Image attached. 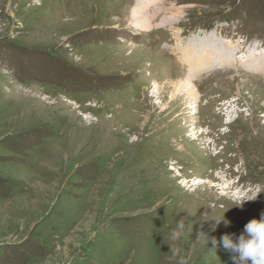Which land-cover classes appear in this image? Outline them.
I'll return each mask as SVG.
<instances>
[{"label": "rangeland", "instance_id": "1", "mask_svg": "<svg viewBox=\"0 0 264 264\" xmlns=\"http://www.w3.org/2000/svg\"><path fill=\"white\" fill-rule=\"evenodd\" d=\"M253 62L264 0H0V264H233L198 234L264 212Z\"/></svg>", "mask_w": 264, "mask_h": 264}, {"label": "clouds", "instance_id": "2", "mask_svg": "<svg viewBox=\"0 0 264 264\" xmlns=\"http://www.w3.org/2000/svg\"><path fill=\"white\" fill-rule=\"evenodd\" d=\"M261 191H256L250 196L237 194L233 197L237 201L235 207H243L245 201L255 200ZM214 221L210 224L211 231H215L221 222L225 227L229 226L230 222L223 218L210 219ZM185 228L183 220L178 223V231L173 233V238H178ZM207 237L206 244L209 242L215 252L217 247H222L226 252L230 253L233 264H264V212H261L259 219H252L244 225L243 231L238 235L235 233L224 234L219 238V241L214 236H209L204 232H200Z\"/></svg>", "mask_w": 264, "mask_h": 264}, {"label": "bare ground", "instance_id": "3", "mask_svg": "<svg viewBox=\"0 0 264 264\" xmlns=\"http://www.w3.org/2000/svg\"><path fill=\"white\" fill-rule=\"evenodd\" d=\"M80 1V0H79ZM140 2V1H139ZM142 3V2H141ZM77 6H79V7H83V5L80 3V2H78V5ZM142 6V5H141ZM163 7V6H162ZM136 12V11H135ZM136 16V15H135ZM139 16V15H138ZM136 21H137V26L139 27V28H141V27H147V26H150V25H147V23L145 22V24L144 23H141L140 21H138V18L137 19H135ZM164 20V19H163ZM199 40V38H197V41ZM191 42V41H190ZM197 43V42H196ZM202 43V42H201ZM205 43V42H204ZM188 45H189V43H188ZM187 45V46H188ZM193 45V44H192ZM186 46V47H187ZM238 47H237V51L236 52H233V49L236 47V46H230V49H229V51L227 52V53H225V55L224 54H221V53H219V55H220V57L223 59V60H225V62H224V64L225 65H231V64H233V61H234V63H235V58H236V56H237V52L239 51L238 49H242L241 48V45L239 44V42H238V45H237ZM192 48V47H191ZM236 49V48H235ZM195 53H197V52H195ZM230 53H232V54H234V57L233 56H230V55H232V54H230ZM199 54H200V61L198 62L197 60L198 59H196L194 62H196L197 64H198V69H196V68H194L195 70H198V72L199 71H204L205 70V66L206 65H211V64H216V63H218V61H216V60H214V58L213 57H215V56H217V53H216V51L215 50H208V49H206V48H204V49H202L201 48V50H200V52H199ZM230 54V55H229ZM194 57V56H193ZM185 62H187V61H185ZM260 62V61H259ZM192 63V62H191ZM195 64V63H194ZM197 64H195V65H197ZM193 66V65H192ZM215 67V66H214ZM244 67H255L256 68V70H257V72H258V75L260 74L262 77H264V63H259V64H255V62H253V63H248V64H245L244 65ZM206 71V70H205ZM188 76L190 75V77H191V74L192 73H195V71L193 70H190V72H189V70H188ZM191 81H190V79L188 78V81L187 82H185V85H186V87L185 88H187V89H182V90H178L177 89V91L179 92V94L181 93V94H183V96L184 97H186V98H188V97H194L195 96V98H196V100H198L197 99V95H196V93L194 92V89H193V85H191V83H190ZM251 82V83H250ZM247 81V83H250V84H252L253 83V81ZM255 83H253V84H256L255 86L253 85V87H254V89H252L253 91H251V92H254L255 93V91H256V93H255V95H259V97L260 98H258V97H256V96H253V97H251L252 99H253V101H255V99H257V100H261V97H263L264 98V89H262V87L263 86H261L260 87V85H257V81H254ZM262 83H264V82H262ZM250 86V85H249ZM257 86V87H256ZM261 90V91H260ZM262 94H263V96H262ZM234 103V102H233ZM208 104H210V103H208ZM207 104V105H208ZM227 106V105H226ZM232 106V104H230V106H229V108L227 109L226 108V110H224V111H227L226 112V114L225 115H227V114H230L231 112H232V110H230V107ZM197 107V106H196ZM195 107V108H196ZM194 108V109H195ZM222 112V111H221ZM245 112H247V114H246V117H244L243 116V118H242V120L245 122V123H250L251 122V120L253 119V121L256 119V115H255V113L254 112H256L253 108H252V105H249L248 106V110L247 111H245ZM241 119V118H240ZM254 126V128L256 127L255 125H253ZM253 128V129H254ZM259 129V128H258ZM256 130V129H255ZM258 133H259V131L258 130H256ZM202 133V132H201ZM251 134V133H250ZM249 134V135H250ZM259 136V134H257V137ZM201 184V182L200 183H195V185L197 186V185H200ZM232 186V185H231ZM224 189H230V187L229 186H226ZM240 194V193H239Z\"/></svg>", "mask_w": 264, "mask_h": 264}]
</instances>
